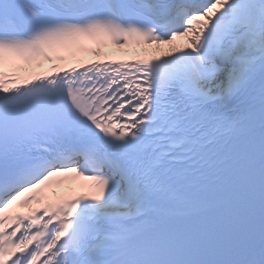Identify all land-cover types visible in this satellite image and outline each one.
Wrapping results in <instances>:
<instances>
[{
    "label": "snow or ice",
    "instance_id": "6c2138e0",
    "mask_svg": "<svg viewBox=\"0 0 264 264\" xmlns=\"http://www.w3.org/2000/svg\"><path fill=\"white\" fill-rule=\"evenodd\" d=\"M0 264H264V0H0Z\"/></svg>",
    "mask_w": 264,
    "mask_h": 264
},
{
    "label": "bare ground",
    "instance_id": "6f19581e",
    "mask_svg": "<svg viewBox=\"0 0 264 264\" xmlns=\"http://www.w3.org/2000/svg\"><path fill=\"white\" fill-rule=\"evenodd\" d=\"M183 42H184L183 39L177 41V43H180V44H182ZM33 206H36V205H33ZM19 210L20 211H27V209H19Z\"/></svg>",
    "mask_w": 264,
    "mask_h": 264
}]
</instances>
